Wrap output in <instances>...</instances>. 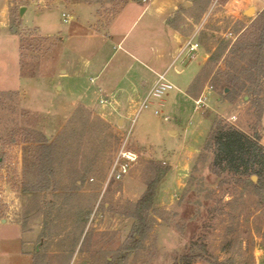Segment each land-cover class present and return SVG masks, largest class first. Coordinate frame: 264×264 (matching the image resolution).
I'll return each instance as SVG.
<instances>
[{
    "label": "rangeland",
    "instance_id": "rangeland-1",
    "mask_svg": "<svg viewBox=\"0 0 264 264\" xmlns=\"http://www.w3.org/2000/svg\"><path fill=\"white\" fill-rule=\"evenodd\" d=\"M84 1L0 0V220L9 219L0 221V264H175L187 252L203 254L194 264H264V183L257 176L245 184L219 178L210 169L212 153L203 151L218 118L257 134L264 146L258 99L214 81L227 54L206 72L212 53L236 42L264 10V0H178L169 21L183 27L182 48L194 35L200 48L169 70L174 89L163 97L164 107L154 102L140 112L149 92L133 96L125 82L115 106L104 88L98 91L95 67L111 52L107 47L98 55L102 39L90 38V29L105 30L113 17L106 8L114 3H99L103 22L95 23L89 6L73 11ZM250 8L255 12L248 16ZM142 9L124 10L113 27L123 31ZM121 57L108 63L105 74L118 66L120 76L133 65L129 77L137 83L139 65ZM129 106L134 110L125 112ZM39 135L52 150L44 187L33 163ZM124 146L138 159L121 181H109ZM155 164L171 168L157 186L151 229L131 253L136 204ZM197 242L206 250L194 248Z\"/></svg>",
    "mask_w": 264,
    "mask_h": 264
},
{
    "label": "trees",
    "instance_id": "trees-1",
    "mask_svg": "<svg viewBox=\"0 0 264 264\" xmlns=\"http://www.w3.org/2000/svg\"><path fill=\"white\" fill-rule=\"evenodd\" d=\"M106 0H85L88 3H101ZM141 0H113L112 15L130 2ZM105 4V3H104ZM244 27V26H243ZM240 28L237 32L242 31ZM224 59L225 69L218 70L214 77L216 83H224L225 88L244 93L252 100L257 98L260 115L264 114V98H260L264 91V10L253 20L250 26L238 37L235 43L231 41L220 44L208 60L209 67L206 72L210 75L216 68V64ZM205 71L203 68L197 77L195 84L202 78ZM257 101V102H258ZM27 141V142H33ZM35 154L34 166L38 168L37 176L41 178L43 186L49 180L51 171L48 165L52 160V150L47 147L48 139L39 135L34 140ZM204 152L212 153L211 171L219 178L230 176L232 181L248 183L252 176H257L260 183H264V146L260 137L254 136L237 129L233 125L225 123L222 119H216L211 132L203 147ZM5 157H0V169L4 166ZM171 167L164 168L160 164L153 166L155 176L149 180L147 191L142 199L136 204L135 217L138 224L134 230L132 246L128 251L134 253L139 250L142 240L151 229L149 219L150 210L153 208L157 194V186ZM49 182V181H48ZM44 190V188H43ZM2 203V202H0ZM194 248L201 246L200 242L192 245ZM203 254L193 252L183 254L175 264H194Z\"/></svg>",
    "mask_w": 264,
    "mask_h": 264
},
{
    "label": "crops",
    "instance_id": "crops-1",
    "mask_svg": "<svg viewBox=\"0 0 264 264\" xmlns=\"http://www.w3.org/2000/svg\"><path fill=\"white\" fill-rule=\"evenodd\" d=\"M159 1L160 0H151L147 6L141 1L130 2L123 5L113 17L104 22L105 26H107L105 28L106 31L94 27L90 29V38L102 39V41H100L101 45L97 48L99 56L104 54L107 47H110L111 55L109 59H107L105 63L102 62L101 64H97L95 67V78L100 84L98 91L103 92L101 89L104 88V90L113 97L115 106L119 104V95L125 93L123 90V83L127 82L132 87L130 94L133 96H137V94H146L155 84L158 74L167 71L169 72V70L177 64L176 58L183 49V36L180 31L183 27L172 25L169 18L173 13L178 11L179 1ZM247 1L257 4L259 0ZM259 2L264 5V2ZM82 4L89 6L88 12L90 13L92 20L93 17L95 18L93 22H103V16L100 14L102 8H100L101 5H99V3H88L84 1V3L74 5L75 8H73V11L83 12L81 9ZM137 4L142 6L143 9L138 12L132 23H130V25L123 31L115 29L113 25L116 23V20L121 13L129 7H135ZM111 8H113V5L110 4L106 9L110 10ZM151 11H153L154 14H151ZM119 54L122 55L121 60L125 58L129 62L131 61L134 64L137 63L139 65L137 72L140 75H137V83L135 82L133 75L129 77L130 72L128 70H130L133 65L130 66L128 70L125 69V72L120 76H118V73L121 67L118 66L112 74H105L108 69V63ZM144 69L148 71L145 75H143ZM177 71L183 73V67H177ZM107 93L104 92L105 95H107ZM193 93L196 94V92ZM139 102L140 99L138 102L132 103L133 105H136L137 103L139 104ZM82 106L85 109L93 110L86 105ZM123 110H125V112H131L134 108L129 106ZM120 122L123 123V121L119 120V123ZM170 134L175 136L178 132L172 127L170 128ZM183 152L186 154L190 153L189 156H193L195 155L194 153H196V151H190L187 149ZM0 221L2 223H8L9 219L3 218Z\"/></svg>",
    "mask_w": 264,
    "mask_h": 264
},
{
    "label": "built area",
    "instance_id": "built-area-1",
    "mask_svg": "<svg viewBox=\"0 0 264 264\" xmlns=\"http://www.w3.org/2000/svg\"><path fill=\"white\" fill-rule=\"evenodd\" d=\"M142 3L148 4L149 0H142ZM63 16L66 17L67 19L70 18V15L64 14ZM195 38L196 36L194 35L188 39V42L185 44L184 48L178 54L176 58V62H178L182 58H186L187 56L190 57V55H193L198 52V49L200 48V43ZM167 74L168 71L157 75V80L155 84L150 89L145 99L141 102L139 112L144 109H149L151 106H154L155 105L154 102H158L157 104L159 105V107H164L163 97L166 95L168 91L174 89V85L170 83V81L167 79ZM203 100H204V96L196 101L198 107L200 103L203 102ZM155 114L162 115L161 111L159 110H156ZM165 120L168 121V117H165ZM137 159H138L137 154L130 150L125 149L124 146L119 151L116 158L114 159L110 171L109 181L110 180L121 181L129 173L132 164L136 162Z\"/></svg>",
    "mask_w": 264,
    "mask_h": 264
},
{
    "label": "water",
    "instance_id": "water-1",
    "mask_svg": "<svg viewBox=\"0 0 264 264\" xmlns=\"http://www.w3.org/2000/svg\"><path fill=\"white\" fill-rule=\"evenodd\" d=\"M25 10H26L25 7L21 8V12H20V15H21V16H23ZM253 12H255V8H250L249 10H247V11L245 12V14L249 16V15H251ZM253 179L256 180L257 177L254 176Z\"/></svg>",
    "mask_w": 264,
    "mask_h": 264
}]
</instances>
